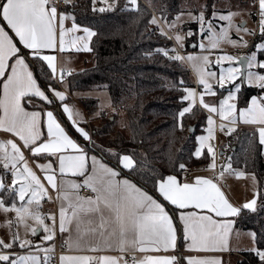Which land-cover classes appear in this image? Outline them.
Instances as JSON below:
<instances>
[{
	"label": "snow or ice",
	"instance_id": "1",
	"mask_svg": "<svg viewBox=\"0 0 264 264\" xmlns=\"http://www.w3.org/2000/svg\"><path fill=\"white\" fill-rule=\"evenodd\" d=\"M95 2L93 0L94 4ZM105 2L106 0H101L102 4ZM64 3L71 5V0H64ZM112 6L109 4L108 8ZM125 8L137 11V0H127ZM105 10V7L99 8L101 12ZM232 15H217L213 12V19L227 22L220 26L219 32L211 21H206L203 12L194 17L201 25L202 36L206 32L209 42L207 46L203 43L199 45L201 52L216 49L224 40L247 47L242 38L236 41L228 35L229 29L233 27ZM258 15L259 32L264 38V0H258ZM69 19L72 21L71 27H66L65 22ZM178 20L179 17L169 24V29L175 27ZM0 22L6 23L7 28L14 33L12 36L5 27L0 26V132L14 138L0 140V167L4 170L0 174V192L12 199L11 204H6L5 199L0 197V210L5 213L14 212L18 225H23L33 235L42 229L44 235L41 239L45 242L52 241L56 235L57 216L55 213L48 214L47 219L52 222L49 225L40 212L41 200L45 196L51 200L50 188L57 192L56 199L60 201L59 232L68 234L65 244L69 254L60 255L59 264H129L123 255L72 254L105 251L131 253V264H179L178 256L150 254L176 248L177 228L174 226L173 216L163 204L143 186H138L129 178H122L118 169L108 166L95 155L89 156L86 146L69 135L54 110L30 111L26 107L32 105L33 109L36 108L33 104L34 97L48 105L57 104L79 136L91 142L90 134L79 127L80 113L66 103L65 93L50 86L52 96L49 97L47 90L41 88L30 70L27 58L31 56L46 62L51 72L50 78H55L56 56L45 54V50L90 51L89 41L96 33L89 28H81L74 15L59 10L54 0H0ZM149 23L159 27L155 16ZM160 31L164 35L162 28ZM236 31L248 32L242 25L236 26ZM79 32L83 35H75ZM186 35L191 36L193 33L189 31ZM17 39L23 50L27 51L18 47L15 42ZM175 40L178 45L183 46L181 35L177 34ZM157 51L170 60L189 63L196 74L198 85L202 86L203 90L200 92L191 87L182 88L185 95L180 97L181 103L187 101L188 104L177 113L178 126L182 129V118L192 111L199 97L200 106L210 114L207 117V135L197 137L199 147L195 150V157L199 158L201 150L207 147V154L213 161L209 167L215 169L214 148L208 143L214 139L213 115H218L232 126L237 123L253 126V135L264 146V94L251 96L243 108H239L236 102L241 84L255 85L264 90V74L255 71L264 70V60L257 59V51L264 52V42L257 44L256 50L250 55L219 54L215 60L218 73L211 69L213 61L209 59V55L184 56L175 49L171 50L173 55H169L168 49ZM224 62L228 63L227 67L223 66ZM64 74L65 70L62 69L61 82ZM237 80L241 83H235ZM212 81L220 89H224L226 84H232L226 96L221 93L218 105L204 100L205 95H217ZM180 84L183 85L182 78ZM234 130V127H229L228 132ZM116 155L123 169L134 170V160L130 155ZM35 157H42L47 161L36 165L43 173V179L29 164L30 158ZM179 168L184 170L186 165L181 163ZM227 169H231L230 162L222 166L220 178H223ZM152 171L155 173L154 169ZM8 173L11 174L10 184L5 183ZM243 175V172L236 173L237 178ZM82 189L90 190L91 194L80 195ZM153 190L164 201L181 210L179 221L183 225V238L188 242L187 250L194 252L227 251L235 221L226 218L237 217L243 210L255 212L259 196L256 192L252 200L237 207L229 202L213 179L197 176L193 181L187 182L181 181L175 174L166 177L156 175ZM16 201L20 203L17 204ZM28 220L34 221L37 227L28 225ZM251 237L256 245V234L251 233ZM17 243L21 248L33 244L31 240L21 239L18 234H12L7 243L0 239V264H40L37 256L16 255L13 258V253L4 251ZM35 247L46 253L44 264H50L47 253L54 249L40 248L39 245ZM252 251L260 264H264V248L253 247ZM136 253L141 255L137 256ZM187 264H221V261L216 257H188Z\"/></svg>",
	"mask_w": 264,
	"mask_h": 264
},
{
	"label": "trees",
	"instance_id": "2",
	"mask_svg": "<svg viewBox=\"0 0 264 264\" xmlns=\"http://www.w3.org/2000/svg\"><path fill=\"white\" fill-rule=\"evenodd\" d=\"M215 1L207 0L205 10L210 11ZM144 2L138 3L137 11L126 9V0H118L113 9L104 12L93 7V0H75L70 6L63 7L71 10L78 25L96 33L91 41L92 65L71 74L65 81H68L71 92H109L114 112L108 117L104 115L102 124L92 129L93 137L106 139V146L92 144L90 150L157 195L153 190L156 175L166 177L175 174L180 177L186 169L205 162L194 153L207 113L197 107L182 118L183 128L178 126L177 113L186 106V102L181 103L180 100L184 95L182 88L195 86V83L183 62L170 60L157 51L168 49L172 55L174 45L165 34H156L154 24L149 23L154 13L163 17V21L173 19L181 10L180 0ZM191 44L194 46V40L189 41ZM30 62L40 84L46 90L50 86L56 88L47 65L37 58L30 59ZM181 78L183 85L180 84ZM258 91L246 87L242 97L248 100ZM34 102L48 106L38 99ZM80 102L91 115L99 111L96 99L81 98ZM27 107L32 108V105ZM121 111L126 120L123 130L117 129ZM236 128L226 140L224 149L227 152L224 153L228 159L231 158L234 167L254 173L259 183L256 211L243 210L236 226L254 232L258 241L256 247L264 248V146L258 143L253 129L246 126ZM116 154L130 155L134 160V170H123ZM181 163L186 165L184 170L179 168ZM3 172L0 170V174ZM1 197L6 204H11V197L4 193ZM242 255L245 259L239 264H260L254 252H243Z\"/></svg>",
	"mask_w": 264,
	"mask_h": 264
},
{
	"label": "rangeland",
	"instance_id": "3",
	"mask_svg": "<svg viewBox=\"0 0 264 264\" xmlns=\"http://www.w3.org/2000/svg\"><path fill=\"white\" fill-rule=\"evenodd\" d=\"M180 2H181L180 12L178 14H176L174 16V18L171 19L170 21L165 22L162 20L164 22L167 30L171 33V35L174 39V41H172V39H171V41L173 42V45H175V43L177 44V42L175 40V36L177 34L181 35L183 37V40H182L183 46L181 47L180 45H178V44L177 45L180 47L181 50H184V56H186L188 54L209 55V59L211 61H213L212 65L210 67L212 70L217 71V73L219 72V69L215 64V60L219 54H229V55H233V56L250 55L253 51L256 50L257 44L264 42V38H262L261 33L259 32V27H258V22H259L260 17L258 19H256L254 17L255 7L252 5L254 3L251 0H216L214 2L213 8L210 11L205 10L207 0H180ZM251 2H252V4H251ZM113 8H114V5L111 8H108V6L105 7L106 10H111ZM214 11L217 13V15L227 14V13L233 14L232 19H231V24L233 25V27H231L229 29L228 35L232 40H236V41H240L242 38L243 41L247 43V47L243 46L241 43L231 44L227 40H224L218 45V47L216 49H212L210 52H201L199 45L201 43H203L207 46L209 42H208V39L206 38V35H207L206 32L202 36L201 25L197 19H194V17H198L199 14L201 12H203L206 21H211L213 23V25L216 26L217 32H219L220 26L226 25L227 22L221 21L219 19H213V12ZM177 17H179V20L176 22L175 27L169 29L168 25L171 24L173 21H176ZM239 25H242L244 28H246L248 30V32H243V31L237 32L236 26H239ZM189 31H191L193 33V35L187 36L186 33H188ZM252 32H254L255 34L254 35L249 34ZM191 40H194V46L192 44L189 45V41H191ZM257 59H258V61L264 60V52L257 51ZM183 63L185 65H187L188 69L191 72L192 81L195 82V86H189V87L196 89L197 92L202 91L203 90L202 86L198 85L196 74H195L194 70L192 69L191 65L189 63H187L186 61ZM223 66L227 67L228 63L224 62ZM255 71H261L262 74H264V70L255 69ZM212 83L214 85V88L217 91V95L216 96L205 95L204 100L207 103H216L218 105L219 100L222 98L221 93L224 96H226L227 90L232 88V84H226L224 89H220L219 86L216 85L215 81H212ZM235 83L240 84L241 81L237 80ZM246 87H248V88L251 87V88H255L256 90H259L258 91L259 93L254 94V95L264 94V90H261L260 88L256 87L255 85L250 86L246 83L241 84V90L237 94L238 101H236L239 108L246 107L247 103L250 101L251 96L249 97L248 100H244L242 97L243 92H244ZM184 95H185V93H184ZM254 95H252V96H254ZM84 96L88 97V98L97 99L99 111H97L95 114L91 115L86 111V109L84 107H83V109L85 110V112H83V110L76 103L72 102V104H69L75 111H78L80 113L79 127L85 129L90 134L91 142L85 141L82 138L81 139L89 145L100 144L102 146H106L105 145V143L107 142L106 139H104L102 137H96V138L93 137L92 129L94 128V126L102 124V122H103L102 117L104 115H105V117H108L109 115H111V113L114 112L110 94L106 90H98V91L92 90V91H88L87 93H85ZM185 102H186V106H187L188 102L187 101H185ZM80 104H81V102H80ZM197 107L202 109L203 111H205L207 113V117L210 115L206 109H204L203 107L200 106L199 97H197V102L193 106V109L190 113H192ZM190 113H187V114H190ZM214 117H218L220 119V117L218 115H213L214 139L209 141L208 143H210L213 146L214 152L216 153V151L219 149H222L223 151H225L224 147L226 148V140L234 132V131H232L229 133L228 129H229V127L236 128L237 125L232 126V125L223 124V127H226L227 131L226 132H222V131L218 132L217 131V122H216ZM221 121H223V120H221ZM223 122H228V121H223ZM237 124H239L240 126H246V124H243V123H237ZM206 126L208 128L207 118L205 120V125L203 126V132L199 136H206L207 135ZM125 127H126V120H125L124 112L121 111V113L119 115L117 129L123 130ZM72 128L75 131V128L73 126H72ZM249 128L253 129V126H251ZM236 129H243V128H236ZM77 134L79 135V133H77ZM199 136H197V137H199ZM198 147H199V143L197 140L196 149ZM201 151H202V155H203L205 152H207V147H205ZM225 152H227V151H225ZM193 168L194 167L188 168V169H193ZM0 170H2V169H0ZM189 171L192 174V171L191 170H189ZM189 171H188V173H189ZM1 193L2 192H0V197H1ZM17 204H19V203H17ZM9 222H11V223H9ZM251 233H254V232L248 231L246 234L247 245L244 248V250H246V251H252V248L256 247V245L253 244ZM12 234H18L20 238L28 239V240H31V237H34V240L40 242V241H43L41 238L44 235V232L39 233V230H38V234L33 235L30 230L26 231L23 225H18L16 223V215L14 212L10 211V212L5 213L4 211L0 210V239L4 240L7 243L11 240ZM19 249H20V251L14 252V250H15V245H14L11 249H6L4 251L13 253L14 254L13 258H15L16 255H23V256L34 255V256H37L39 258L40 264H41V261L42 262L44 261L45 256L42 255L43 259L41 260V256L33 253L34 251H36V249H37L36 247L26 245L24 248H21L19 246ZM30 250H31V252H29Z\"/></svg>",
	"mask_w": 264,
	"mask_h": 264
},
{
	"label": "crops",
	"instance_id": "4",
	"mask_svg": "<svg viewBox=\"0 0 264 264\" xmlns=\"http://www.w3.org/2000/svg\"><path fill=\"white\" fill-rule=\"evenodd\" d=\"M75 0H71V4H73ZM118 0H106L105 3H101V0H96L95 4L93 3V7L95 9H98L100 7H107L109 4L112 5H116ZM127 1V0H126ZM254 4H251L255 7V12H254V17L256 19L259 18L258 15V0H251ZM139 2H142L140 0H137V4ZM145 3V2H143ZM181 3V2H180ZM70 6V5H68ZM59 9V8H58ZM59 10H63L71 15H73V13L71 12L70 9H66V8H61ZM71 19L67 20L65 22L66 27H71ZM0 26L5 27V30L9 32L10 35L14 36V33H11V30L7 28L6 23L0 22ZM80 26V25H79ZM81 28H85L86 26H80ZM88 28V27H86ZM90 29V28H89ZM170 33V32H169ZM75 35H83L82 32L76 33ZM171 35V33H170ZM172 37V35H171ZM93 38V37H92ZM91 40L89 41V48L90 51H77L75 49H71V50H66L64 52H60L58 49L55 52H52L51 50H45V54H52L56 56V66H57V73H56V77L57 75H59L61 73V70H65L71 72V74H75L78 73L82 70H84L87 67H90L92 65V56H91ZM172 40L174 41L173 37ZM18 45V47H20L23 50V46L19 44L18 39L15 41ZM175 43V42H174ZM176 44V43H175ZM177 45V44H176ZM178 46V45H177ZM179 47V46H178ZM180 49V47H179ZM181 50V49H180ZM23 51H27V50H23ZM184 51V50H182ZM33 57L29 56L27 58V62L30 65V70L33 71L34 73V77H36L34 68L32 67V64L30 62V59H32ZM44 62V61H43ZM46 64V62H44ZM47 65V64H46ZM187 66V65H186ZM56 77L54 78L57 86L56 88H52V89H56L58 91H61L63 93H65L66 95V103L67 104H72L76 103L82 110L83 112H85V110L83 109V106L80 104V99L81 98H88L85 97L84 94L87 93L88 91H75V92H71L69 89V85H68V81H63V82H57L56 81ZM37 78V77H36ZM194 80V79H193ZM38 81V79H37ZM195 83V82H194ZM38 84L41 86V88L43 90H46L38 81ZM96 91V90H95ZM98 91V90H97ZM47 95H49V97L52 96V92L50 90H47ZM33 99H35L34 101H43L39 98L34 97ZM69 99V100H67ZM94 99V98H91ZM97 100V99H96ZM34 104H36V108L33 109L27 107L28 110H41L43 111L44 109H48V110H54L56 112V114L58 115V118L62 124V126L68 131L69 135L77 140L80 144H82L83 146H86V150L89 153V156L91 155H95L97 156L98 159H101L104 163H106L108 166L116 168L114 165H112L111 163H109L108 161H106L104 158H102L99 154H97L96 152L90 150V147L82 140L83 137H80L77 132H75L72 128L71 123L66 119V116L62 113V110L60 108L57 107V104L55 105V107H52L51 105L48 106H40L38 103L34 102ZM70 106V105H69ZM112 114V113H111ZM246 127H251L249 125H246ZM45 134H46V128L44 129ZM82 138V139H81ZM3 139H14L13 137H11L10 134H5L3 132H0V140ZM217 151L223 152L222 149H219ZM217 151L215 153V159H216V154ZM26 155H30L28 153H26ZM199 158H204L205 162H203L202 164H200L197 167H194L193 169H186V171L179 177L178 179H180L181 181H187V182H191L194 180L195 177L200 176V177H204V178H209V179H213L214 182L217 183L218 187L221 188L222 192L224 193L225 197L229 200L230 203H232L234 206L240 207L241 205H243L245 202H248L250 200H252L253 198V194L258 192L259 193V183L257 180V177L255 176L254 173L252 172H247L243 169H238L236 167H234L232 165V163L228 160L226 163L222 164L226 165L227 163H231V169H227L224 171L223 173V178H220V174L217 177L213 176V170L209 167V165L213 162L212 161V157L209 156L207 154V152H205L202 156H200ZM198 158V159H199ZM47 161L44 160L42 157H35V158H30L29 160V164L31 167H33V169L37 172V175L41 177V179H43V173L39 170V168L36 167V165L38 163H46ZM216 165V163H215ZM122 168V166H120ZM216 167V166H215ZM0 169L3 170L2 167H0ZM120 171L119 168H116ZM123 169V168H122ZM128 171L127 169H123ZM191 170L192 174H188V171ZM4 171V170H3ZM121 172V171H120ZM237 172H243L245 175L237 178L236 173ZM221 173V172H220ZM121 177L122 178H129L132 181H134L132 178L128 177L127 174L121 173ZM253 177H255V179H253ZM72 179H82V178H72ZM135 182V181H134ZM5 183L10 184L11 183V174L8 173V175L5 177ZM136 183V182H135ZM46 184V182H45ZM137 184V183H136ZM138 185V184H137ZM140 186V185H138ZM150 194H152L154 196V198H157L165 207L166 211L169 212V214L171 216H173L174 218V226L177 228V240H176V248L175 249H170L167 252L161 251L159 253H150L151 255H166V256H178L180 257L179 260V264H187V258L188 257H199V258H203V257H216L221 261V264H239V262L242 260L240 258L239 255L243 254V252H253V251H246L244 250L245 246L247 245V237L246 234L248 231L242 230L240 228H238L236 226V220L238 218L237 217H229L226 219H232L234 220V224H233V228L232 231L229 235V241H228V250L227 251H217V252H194V251H188L187 250V244L188 242L184 240L183 238V225L181 224V222L179 221V212L181 210L176 209V207L172 204H170L168 201H164L162 197L159 196L158 192L157 195L149 192ZM49 195L51 196V200L48 198V196H45L42 200H41V205H40V212L42 215L45 216V223L47 224H51V220L47 219V216L49 213H55L57 216V230H56V235L54 240H52L51 242H43V241H36L34 240V237H31V241H33L32 247H35L36 245H39L40 248H47V247H51L53 249H55L57 246L59 247H63V246H67L65 244V240L67 239V233H63L61 234L59 232V228H58V211H59V206H60V201H58L56 199L57 196V192L52 191L49 188ZM17 203H20L19 201H16ZM258 206V198H257V204H256V208ZM176 209V211L173 210ZM191 210V209H189ZM199 211V210H197ZM216 219H221V218H216ZM27 224L30 225L31 227H37V225L35 224L34 221L32 220H28ZM39 233H43L42 229H39ZM22 239V238H21ZM20 251L19 249V244H15V250L14 252H18ZM38 252H43L40 250H37ZM33 254V253H32ZM36 254V253H35ZM65 254H69L68 252ZM72 254H90V255H112V256H121L123 255L124 258L126 257L127 254L130 253H126V254H121L117 251H105L102 253H72ZM41 256V260L43 259V256L45 255H41V254H36ZM137 256H140V253H136ZM41 264H44V261H41ZM50 264H59V259L56 263H53L50 261Z\"/></svg>",
	"mask_w": 264,
	"mask_h": 264
},
{
	"label": "built area",
	"instance_id": "5",
	"mask_svg": "<svg viewBox=\"0 0 264 264\" xmlns=\"http://www.w3.org/2000/svg\"><path fill=\"white\" fill-rule=\"evenodd\" d=\"M140 1L144 2V0H140ZM54 2H55L56 6L59 9H61V8L66 6V4L64 3V0H54ZM154 16L156 17V19L158 21V24H159V27L157 25H154L155 33L156 34L161 33L160 29L162 28L163 31H164V34L168 38L172 39L169 31L167 30V28H166L164 22L161 20V18L158 15H156V14H154ZM174 48H175L176 52H179L181 55H184V51L180 50L179 47L176 44L174 45ZM70 75H71V72L66 71L64 76H63V81H65ZM56 81L57 82H61L60 74L57 75ZM214 118H215V120L217 122V131L218 132H220V131L226 132L227 131L226 127L221 128L220 126L223 125V124H225V125L226 124L230 125V124L228 122L221 121L218 117H214ZM236 125L240 126L239 124H236ZM206 128H207V126H206ZM228 160H229L228 156L225 153L217 151L216 159H215L216 167L213 170V176L214 177H217L220 174V172L222 170V166L221 165L226 163ZM188 174H191V172L189 171ZM90 194H91L90 190H87V189H82L81 192H80V195H82V196H87V195H90ZM29 252H31V251H29ZM67 252H68V247L67 246H63V247L62 246L61 247L57 246L54 249L53 252L47 253V255H49L51 262L56 263L58 261V259H59V256L62 255V254H65ZM33 253L46 255L45 252L34 251ZM240 258L243 260V259H245V256L241 254ZM125 259L129 261V264H131L132 254L131 253L127 254Z\"/></svg>",
	"mask_w": 264,
	"mask_h": 264
},
{
	"label": "water",
	"instance_id": "6",
	"mask_svg": "<svg viewBox=\"0 0 264 264\" xmlns=\"http://www.w3.org/2000/svg\"><path fill=\"white\" fill-rule=\"evenodd\" d=\"M191 131H193V127L191 128ZM87 144V143H86ZM89 147H90V145L89 144H87Z\"/></svg>",
	"mask_w": 264,
	"mask_h": 264
}]
</instances>
